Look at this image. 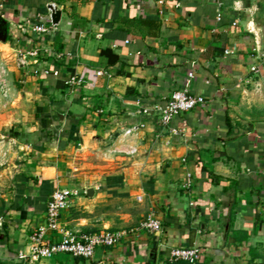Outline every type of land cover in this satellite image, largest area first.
Returning <instances> with one entry per match:
<instances>
[{
  "label": "crops",
  "instance_id": "1",
  "mask_svg": "<svg viewBox=\"0 0 264 264\" xmlns=\"http://www.w3.org/2000/svg\"><path fill=\"white\" fill-rule=\"evenodd\" d=\"M52 3L43 54L16 71L33 113L3 150L0 264H191L167 259L191 245L208 249L194 264H264V0H0L1 55L33 49L25 22ZM171 88L206 106L163 125ZM59 189L65 229L120 241L31 259ZM147 215L160 231L137 230Z\"/></svg>",
  "mask_w": 264,
  "mask_h": 264
},
{
  "label": "built area",
  "instance_id": "2",
  "mask_svg": "<svg viewBox=\"0 0 264 264\" xmlns=\"http://www.w3.org/2000/svg\"><path fill=\"white\" fill-rule=\"evenodd\" d=\"M55 6L53 3L51 4ZM47 13H38L25 22V28L35 36L37 40L33 49L20 51V65H25L28 56H39L43 54L42 40L51 34L56 26L52 22L51 9L47 7ZM264 60V56L262 58ZM256 71L257 67H252ZM102 71H97L96 75H101ZM193 73L190 72V76ZM81 79L71 76L67 84H80ZM165 106L160 110V121L163 125H168L179 113L191 111L200 106H206L207 100L202 95H193L186 89L171 88L165 98ZM140 126H132L125 130V134L135 133ZM136 152L133 148L130 153ZM70 192L64 189L56 190L50 196L45 215V224L34 230L31 235V259L49 257L58 253H67L75 257L91 258L97 247L114 246L121 237L119 231L103 230L94 233L82 231H71L65 229L60 222L61 212L67 208L70 202ZM162 228L161 219L154 215H147L140 223L137 230L147 232H157ZM50 231L58 235L59 238H47L46 232ZM208 249L201 245H191L187 247H171L167 259L170 262L197 263L203 261Z\"/></svg>",
  "mask_w": 264,
  "mask_h": 264
},
{
  "label": "rangeland",
  "instance_id": "3",
  "mask_svg": "<svg viewBox=\"0 0 264 264\" xmlns=\"http://www.w3.org/2000/svg\"><path fill=\"white\" fill-rule=\"evenodd\" d=\"M4 49L5 55L0 53V168L5 162L3 150L8 140L27 127L33 113V101L25 95L24 84L20 83L16 73L21 68L19 55L13 59L8 54L9 50Z\"/></svg>",
  "mask_w": 264,
  "mask_h": 264
},
{
  "label": "water",
  "instance_id": "4",
  "mask_svg": "<svg viewBox=\"0 0 264 264\" xmlns=\"http://www.w3.org/2000/svg\"><path fill=\"white\" fill-rule=\"evenodd\" d=\"M50 9H51V18H52V22L54 24H57L60 20V16H61V11L59 9H57L56 6L53 5H49ZM3 40L6 39V34L3 35Z\"/></svg>",
  "mask_w": 264,
  "mask_h": 264
},
{
  "label": "trees",
  "instance_id": "5",
  "mask_svg": "<svg viewBox=\"0 0 264 264\" xmlns=\"http://www.w3.org/2000/svg\"><path fill=\"white\" fill-rule=\"evenodd\" d=\"M103 54L107 55L109 57V60L111 62H115L118 60V56L112 53L110 50H103Z\"/></svg>",
  "mask_w": 264,
  "mask_h": 264
}]
</instances>
